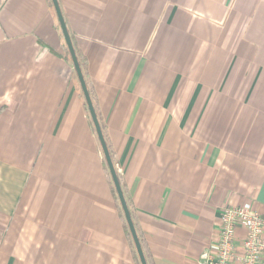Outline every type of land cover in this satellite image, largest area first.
Instances as JSON below:
<instances>
[{
    "label": "crops",
    "instance_id": "1",
    "mask_svg": "<svg viewBox=\"0 0 264 264\" xmlns=\"http://www.w3.org/2000/svg\"><path fill=\"white\" fill-rule=\"evenodd\" d=\"M57 2L149 260L264 216V0ZM0 264H136L49 0H0Z\"/></svg>",
    "mask_w": 264,
    "mask_h": 264
},
{
    "label": "built area",
    "instance_id": "2",
    "mask_svg": "<svg viewBox=\"0 0 264 264\" xmlns=\"http://www.w3.org/2000/svg\"><path fill=\"white\" fill-rule=\"evenodd\" d=\"M218 220L216 239L197 264H264V216L244 204L221 208Z\"/></svg>",
    "mask_w": 264,
    "mask_h": 264
},
{
    "label": "water",
    "instance_id": "3",
    "mask_svg": "<svg viewBox=\"0 0 264 264\" xmlns=\"http://www.w3.org/2000/svg\"><path fill=\"white\" fill-rule=\"evenodd\" d=\"M51 2L53 5L55 14H56L57 22H58L62 37H63L64 42H65V46H66L67 51L70 55L72 65H73L75 74L77 76V80L79 82L81 91L83 93V96H84V99H85V102L87 105V109L89 112V116H90L91 121L93 123L94 129H95V132H96V135H97V138H98V141H99V144H100V147H101V150H102V153H103L106 165H107V168L109 170V174L111 176L113 185L115 187V191H116L119 203H120L122 211H123L124 219L127 223L133 244L135 246V250H136L137 256L139 258V262H140V264H147L144 253H143L142 248H141L140 241L138 239V236H137V233L135 230V227L133 225L132 219H131L130 214H129V210H128V207H127V204H126V201H125V198H124V195H123V192H122L119 180H118L117 173H116L115 168L113 166V163L111 161V158H110V155H109V152H108V149H107V146H106V143H105V140H104L98 119H97V115H96L95 110L93 108L92 101H91L89 92L87 90L86 83H85V80L83 78L82 71H81V68L79 66V63H78V60L76 57V53L74 51L68 30H67V27H66V24L64 21V18L62 16L61 11H60V7L58 5L57 0H51Z\"/></svg>",
    "mask_w": 264,
    "mask_h": 264
},
{
    "label": "trees",
    "instance_id": "4",
    "mask_svg": "<svg viewBox=\"0 0 264 264\" xmlns=\"http://www.w3.org/2000/svg\"><path fill=\"white\" fill-rule=\"evenodd\" d=\"M49 2H50V5H51L52 9L54 10L51 0H49ZM54 13H55V11H54ZM55 16H56V14H55ZM56 19H57V18H56ZM58 26H59V25H58ZM66 49H67V48H66ZM67 57H68L69 61H71V58H70V55H69L68 51H67ZM76 57H77V55H76ZM77 60H78L79 66H80V68H81L82 75H83V78H84V80H85L86 87H87V90H88V92H89V95H90V98H91V101H92L93 108H94V110H95V105H94V102H93V97H92L91 94H90V90H89L88 82H87V80H86V78H85V76H84V73H83V70H84V69H83V66H82L81 62L79 61L78 57H77ZM78 83H79V82H78ZM79 87H80V85H79ZM80 91H81V88H80ZM81 93H82V91H81ZM82 97H83V99H84L83 93H82ZM84 104H85V107H86V111H87V113H88V115H89V112H88V109H87V105H86L85 99H84ZM95 113H96V110H95ZM100 128H101V127H100ZM101 131H102V134H103V137H104V140H105V143H106V146H107V149H108V152H109V155H110L111 161H112L113 166H114V168H115V159H114V155H113V153L110 151V148H109L108 145H107V140H106V137H105V134H104V130H103L102 128H101ZM102 154H103V153H102ZM103 165H104V170H105V172H106V175H107L108 181H109V183H110V187H111V189H112V192H113L114 198H115V200H116V204H117V206H118V210H119V213H120V217H121V219H122V222H123V225H124V230H125V232H126V234H127V237H128L129 243H130V247H131V249H132V252H133V255H134V258H135V262H136V264H140V262H139V258H138V256H137V253H136V250H135V246H134V244H133V241H132V238H131V235H130V232H129V229H128V226H127V223H126V221H125V219H124L123 211H122L121 205H120V203H119V200H118V197H117V194H116V191H115V187H114V185H113V182H112L111 176H110V174H109V170H108V168H107V165H106V162H105L104 156H103ZM115 171H116V170H115ZM116 173H117V172H116ZM117 176H118V180H119V183H120V186H121V189H122V192H123V195H124V198H125V201H126V204H127L128 210H129L130 217H131V219H132V222H133V225H134V227H135V230H136V233H137L138 239H139L140 244H141V248H142V251H143V253H144V256H145V259H146V263H147V264H153V263L149 260L147 254H146V251H145L144 246H143V241H142V239H141V236H140L139 233H138V228H137V223H136V221H135V215H134V212H133L132 203H131V201L129 200V198L126 196L125 187H124V185H123L122 182H121L120 175L117 174Z\"/></svg>",
    "mask_w": 264,
    "mask_h": 264
}]
</instances>
